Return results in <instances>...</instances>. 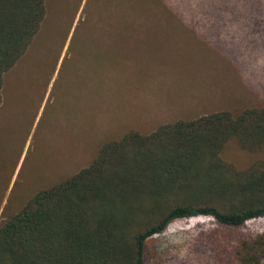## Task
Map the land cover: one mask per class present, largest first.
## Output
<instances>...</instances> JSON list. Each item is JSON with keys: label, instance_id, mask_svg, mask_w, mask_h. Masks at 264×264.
I'll return each mask as SVG.
<instances>
[{"label": "trees", "instance_id": "trees-1", "mask_svg": "<svg viewBox=\"0 0 264 264\" xmlns=\"http://www.w3.org/2000/svg\"><path fill=\"white\" fill-rule=\"evenodd\" d=\"M94 2L86 12L105 15L101 43L74 32L70 44L78 40L75 58L100 54L110 66L119 54L231 53L214 33L243 19L231 0ZM45 19V0H0V103L3 76L26 59ZM230 141L263 156L236 169L221 157ZM263 216L264 107L223 110L102 143L86 167L0 221V264H146L149 240L175 220L210 217L232 230ZM235 240L237 264H264V231Z\"/></svg>", "mask_w": 264, "mask_h": 264}, {"label": "rangeland", "instance_id": "rangeland-1", "mask_svg": "<svg viewBox=\"0 0 264 264\" xmlns=\"http://www.w3.org/2000/svg\"><path fill=\"white\" fill-rule=\"evenodd\" d=\"M90 1L45 0L46 19L26 59L3 76L0 221L86 167L102 143L129 131L148 135L177 120L264 107V0H231L230 12L236 7L243 19L213 36L225 38L231 53L119 54L111 66L100 54L77 59L72 52L74 32L101 43L105 15L99 22L98 2ZM89 3L94 18L87 16ZM109 6L113 22V1ZM249 14L257 20L250 22ZM261 156L236 141L221 154L236 169ZM263 231L264 216L232 230L210 217L178 219L149 240L146 264H237L230 244Z\"/></svg>", "mask_w": 264, "mask_h": 264}]
</instances>
